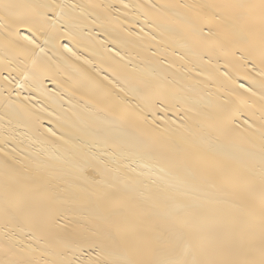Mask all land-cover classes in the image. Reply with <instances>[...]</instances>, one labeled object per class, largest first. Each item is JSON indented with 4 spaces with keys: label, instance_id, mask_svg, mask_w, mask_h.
I'll return each instance as SVG.
<instances>
[{
    "label": "bare ground",
    "instance_id": "obj_1",
    "mask_svg": "<svg viewBox=\"0 0 264 264\" xmlns=\"http://www.w3.org/2000/svg\"><path fill=\"white\" fill-rule=\"evenodd\" d=\"M0 264H264V0H0Z\"/></svg>",
    "mask_w": 264,
    "mask_h": 264
}]
</instances>
